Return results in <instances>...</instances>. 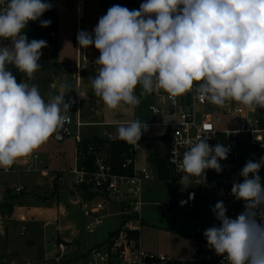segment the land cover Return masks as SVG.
Segmentation results:
<instances>
[{"label":"clouds","instance_id":"1","mask_svg":"<svg viewBox=\"0 0 264 264\" xmlns=\"http://www.w3.org/2000/svg\"><path fill=\"white\" fill-rule=\"evenodd\" d=\"M51 8L46 0H0V38L12 45L0 46V168L5 170L69 121L63 113L74 101H66L61 92L46 102L37 86L17 83L7 70L14 65L31 79L41 68L47 41H29L23 30ZM50 23L40 21L41 27ZM77 42L100 52L95 63L101 67L91 83L109 109L138 105V85L141 96L163 90L175 98L191 91L194 82H200L196 92L201 100L264 109V0H145L138 10L116 4L92 32L79 31ZM147 130L145 121L137 119L117 132L121 140L138 144ZM207 139L184 152L178 164L182 185L192 177L205 182L207 169L223 171L219 161L227 159L230 147L210 146ZM262 166L264 157L248 160L239 173L243 182L232 185L231 194L245 202L244 210L231 218L224 202L217 201L212 211L219 225L203 233L208 246L229 264H264Z\"/></svg>","mask_w":264,"mask_h":264},{"label":"built area","instance_id":"2","mask_svg":"<svg viewBox=\"0 0 264 264\" xmlns=\"http://www.w3.org/2000/svg\"><path fill=\"white\" fill-rule=\"evenodd\" d=\"M84 0L77 1V19L83 15ZM89 64L88 53L80 49L78 44L76 60V90L78 98L81 96L80 73ZM98 64L94 65L97 68ZM200 82H194L191 91L182 96L172 98L163 90L140 95L141 87L137 94L141 97L151 96L155 101L149 105V111L153 115L167 116L162 124L165 127L166 153L161 159L165 160L168 177L163 179L168 190L169 202L167 209L181 210L183 213L197 210L200 204H209L214 208L217 201L222 200L227 208V215L235 218L244 210V201L237 200L231 194L234 182H243L239 175L248 160L259 161L264 157V118L258 115V107L250 109L238 102L229 100L223 106L201 100L196 92ZM69 121L60 128L65 137H70L75 143L73 162L67 169L56 172V180L62 187H70L79 191V197L74 201L84 216L88 218L85 230L94 231L103 220L113 216L120 218L119 233L117 236L106 240L89 249L83 256L77 258L68 257V243L62 240L56 245L54 255L44 257L39 261H16L4 259L2 264H186L184 260H176L168 254L145 248L139 237L143 220V209L146 205L144 195L146 185L158 176L157 165L147 164L138 166L135 151L138 144H131L129 156L124 153L121 164L123 173H117L114 169L110 142L118 140L112 132H104L101 137H95L91 143H85L82 129L96 125H127L132 122H107L96 123L84 121L77 112L75 118L70 116ZM149 125V124H148ZM86 137V136H85ZM208 137L210 146L217 143L230 147L226 160H220L223 171L217 173L213 169H207L206 177L212 176L215 184L213 188V200L207 199L205 194L208 183L198 182V178H190L186 186L180 183V177L184 175L178 167L183 154L200 138ZM102 140V141H101ZM248 152V158L241 160L239 152ZM38 160L37 155L26 158L25 166L31 167ZM176 161V163H173ZM13 169V165L5 170ZM173 174V178L171 177ZM261 184L264 187V166L259 171ZM252 174H249L251 178ZM15 193L25 192L24 186H17ZM175 199L176 207L170 204ZM210 200V201H209ZM183 202V203H181ZM214 225L219 222L213 215ZM5 222L0 219V236L5 234ZM26 226H22V235ZM138 233L134 237L131 233ZM198 249L191 260L206 261L212 264H224L226 258L217 255L211 249L207 241L197 244Z\"/></svg>","mask_w":264,"mask_h":264},{"label":"rangeland","instance_id":"3","mask_svg":"<svg viewBox=\"0 0 264 264\" xmlns=\"http://www.w3.org/2000/svg\"><path fill=\"white\" fill-rule=\"evenodd\" d=\"M77 1L78 0H53L57 16V29L50 34L52 40L47 41V46L41 49L42 56L38 61L41 66L55 60L54 51L58 41L62 60L66 63L73 62V64H75L77 60L76 50L78 48V32L81 30L92 32L94 27L98 24L99 18L107 13V11L102 8L100 0H84L83 15L81 19L78 20L76 14ZM144 2L145 0H110L109 8L119 4L129 10H138L140 5ZM0 46L11 47V41H5L3 38H0ZM80 49L84 48L80 47ZM84 50L88 53L89 64L81 71L79 81L81 90L86 93V84H92V79L98 74L101 66L98 65L97 68H94L96 64L95 61L100 55L99 50H97L94 45ZM14 67L13 65V68ZM7 70L14 72V69L10 67H7ZM15 72L13 74L16 77L17 83L27 79V76L19 70L15 69ZM74 72L75 70L73 68L65 69L62 80L69 89L75 90L76 78ZM138 86L135 90V94L140 98V103L130 107L134 112L132 115L128 114V111H126L123 117L119 119L114 110H109L105 118H100L99 121L96 122H117L139 119L148 123V130L143 132L141 139L138 141L139 147L135 151L137 165L144 166L147 160L153 158L161 159L166 153V145L163 140L165 127H163L162 124L166 121L167 116L164 114L153 115L149 112L148 107L154 101L148 96H139L136 93L138 91ZM86 102L87 100L84 98L81 100V104L83 105H85ZM258 115L264 118V109L258 107ZM119 127V125L88 126L84 127L82 132L87 138L93 136L101 137L104 132H112L114 136L119 137L117 132ZM58 131L59 129L57 132ZM56 133L32 153L39 157L40 162H35L29 169H27L26 166H16L15 164H13V169L8 172L0 168V186H2L4 190L6 189L5 191L13 190L16 186H24L26 192L30 195L27 194L24 198L19 196L18 199L22 198V207L25 209L31 208V211L28 213L25 212V214L31 218L37 219L35 222L31 223L27 231L25 230L26 235L21 236V224L16 226L17 223L12 217V211L2 209L5 203L3 201L0 203V219L5 222L7 228H10V230L12 229L11 231L9 230L8 236V238L11 236L12 240H6L4 236H0V251L11 246L19 252L21 260L24 259V261H39L44 257L51 256L54 251V239L58 237V234L61 239L73 240L74 246L80 247V251H85L96 243L108 240L109 234L117 229L119 230L120 225L124 224V222L122 224L120 223V218L118 216H113L104 219L103 223L94 231L88 232L85 230V224L88 218L84 216L80 207L72 204L71 200L73 198L71 199L68 191L65 188H61L62 186L57 184L56 180L57 186L61 188L58 197L33 203L32 194L34 192L41 193L44 189L43 186H36L35 183L37 178L40 177L43 183L47 181V179L41 177L40 170L37 167L44 164L45 169L51 175L54 174V170L56 169H65L71 164V159L74 156L75 143L73 139L65 137L63 142H59L55 137ZM85 136L84 141L87 143V138ZM249 154L250 153L245 151L239 152L242 161H245ZM206 182L208 185L206 190H204L205 194L207 199L213 200L214 178L212 176H207ZM149 189L145 198L147 204L143 209L141 230L138 231L143 246L154 251L164 252L176 260L193 259L198 249L194 237L204 236V231L214 226L212 206L207 202L206 204H200V208L197 207V210L186 213H183L181 210L175 211L174 209H167L170 197L166 182L154 179L150 182ZM21 194H25V192ZM57 204L66 209V213L61 215L62 219L60 223L63 224V226L60 228H58L56 224L43 226V222L47 220L48 216H51V218L52 216L57 217ZM25 209L22 210L25 211ZM39 209L42 211L41 214L38 213ZM69 229H73L76 232L74 238L70 236ZM29 242L32 246H29ZM224 264H229L227 259Z\"/></svg>","mask_w":264,"mask_h":264},{"label":"crops","instance_id":"4","mask_svg":"<svg viewBox=\"0 0 264 264\" xmlns=\"http://www.w3.org/2000/svg\"><path fill=\"white\" fill-rule=\"evenodd\" d=\"M58 13H59V9H58ZM59 46L60 45H59V41H58L57 44H56V49L54 51V53H55V60L54 61L49 62V63H45L44 65H42L39 70H37L35 73H33V77L31 79H29L28 77H26L27 79H25V81L28 82L30 86L31 85H35V86L38 87V90H39L42 98L46 102H48L53 96H55L57 94H60L62 92V93L65 94V100L66 101L69 100V99L74 101V103H72V105L70 107V111H68L67 113H63V114H65L67 116H70L72 118H75V116L77 115V112H80V115H81V117H82V119L84 121H92V122L99 121L100 118H105L107 116L109 110L110 111L114 110L117 113L116 116L119 119L121 117H123V114L126 111H128V114H130V115H132L134 113L133 110L130 109L131 105H127V104H124V103H121V105L117 109H109V108H107V106L104 104L103 100L100 97L95 95L94 90L92 88V84H90V83L86 84V86H85L86 87V90H85L86 93L83 90H81V96L78 98L76 87H75V90L74 89H69L64 84V82L62 80V77H63L65 69L73 68L75 70L74 75H76V67H75L76 61H75V64H73V62L72 63L64 62L62 60V58H61V55H60ZM76 53H77V50H76ZM10 68L14 69V72H15V69H17L15 67L13 68L12 65L10 66ZM14 72H12V74ZM75 78H76V76H75ZM62 85H63V87H62ZM140 87L141 86H138V89ZM80 89H81V85H80ZM148 97L150 99H152L153 101H155V99L153 97H151V96H148ZM83 98L87 100L85 105L81 104V100ZM148 110H149V107H148ZM134 120H136V119H133V120H130V121H134ZM130 121H121V122H130ZM117 122H120V121H117ZM96 123H107V122H101L100 121V122H96ZM146 124L148 125V123H146ZM119 126H121V125H119ZM164 134H165V131H164ZM55 137H56V139L59 142H63L65 140V136H63L61 134L60 129L55 134ZM93 137H96V136H93ZM93 137H91V138H93ZM117 138L120 140L119 137H117ZM164 138H165V136H164ZM164 138H163V140H164ZM32 155H36V154H31L30 156H32ZM30 156H28V157H30ZM26 158L27 157L19 158V159L16 160V162L14 164L16 166L25 167ZM155 159H160V158H153V159L147 160L146 161V165L147 164L155 165V163H154ZM36 162H40L39 157H38V160ZM72 162H73V157L71 159V164H69L65 169L70 167L72 165ZM34 163H32V164H34ZM26 168L29 169V167H27V166H26ZM37 168H39V170H40L41 177L44 178V179H47V181L43 183V181H41L40 177L37 178V181L35 183L36 186H38V187L43 186L44 189H43V191H41V193L34 192L32 194L33 203H37L40 200L43 201V200H50L51 198H54V197L56 198V197H58L60 189L61 188H65L68 191L71 199L73 198L71 200L72 204L75 205V206H78V205L74 204V201L77 200V198L79 197V191L75 190V189H71L68 186L59 188L57 186L58 182L56 184V181H57L56 180V172L59 171V170H62V169H60V168L58 170L56 169V170H54V174L50 175L49 172L45 169V165L44 164H41ZM158 180L164 181L163 178H160ZM16 187H14L13 190L5 191L6 189L4 190V188L2 186H0V203L2 201L5 203L4 207L2 209H8L9 211H12V213H13L12 217L15 219V222L17 223L16 226L21 224L20 235L21 236H25L26 235V231L28 230V227L31 225V223L35 222V220H37V219L36 218H31V217H29V216H27L25 214V212H27V213L30 212L31 208H26L25 209L24 207L21 206L22 203H23L22 198L27 196V194H29V193H27L26 191H25V194H21L23 192H21L19 194L15 193L14 189ZM149 187H150V182L145 187V191L146 192H145V195H144V199L146 198V194L148 193V190H150ZM19 196H21L22 198L18 199ZM57 203H58V200H57ZM9 206H11V209H9ZM57 208H58L57 217L56 216H52V218H51V216H48L47 220H45L43 222V226H48V225H51V224H56L58 226V228L63 226V224L60 223V221L62 219L61 215L66 213V209L64 207H62V206H58V204H57ZM22 209H25V211H23ZM38 213L41 214L42 211L39 209ZM86 220H85V222H86ZM24 225L26 226V231H25V234L22 235L21 234L22 233V226H24ZM9 230H10V228L6 227L5 234L2 235V237L4 236V238L6 240H8V239L12 240L11 236L8 238ZM69 232H70V236L74 238L76 232L73 229L72 230L69 229ZM62 240H64V239H61L59 237V234H58V237L54 239V251L55 252H56L57 243H60ZM64 241L66 243H68V247H69L68 248V257L69 258L81 257L89 249H91L93 246H96V245L100 244V243H96L93 246H91L90 248H88L87 250L80 251V247L74 246L73 240L65 239ZM29 246H32V244H30V242H29ZM149 250H152V249L149 248ZM54 251H53L52 255L55 254ZM48 255H51V254H48ZM0 258H1V264H2V261L4 259L16 260V261H20V262L24 261V259L21 260L19 252L15 248H13L11 246H8V247H6V248H4V249H2L0 251ZM184 261H186V260H184Z\"/></svg>","mask_w":264,"mask_h":264},{"label":"trees","instance_id":"5","mask_svg":"<svg viewBox=\"0 0 264 264\" xmlns=\"http://www.w3.org/2000/svg\"><path fill=\"white\" fill-rule=\"evenodd\" d=\"M46 2L51 3L52 8L49 11H46L38 20L29 21L27 27L23 30L24 34H26L29 41H31L33 39H36V40L43 39L45 41H48L50 34L57 29V25H56L57 16H56V9H55L53 0H46ZM41 20H50L51 23L48 27H41V25H40ZM3 40H5V39H3ZM10 66L11 65H8L7 67H10ZM94 139H95V137L87 138L86 142L91 143L94 141ZM109 145H110V149L112 152L114 169L117 173H123L124 171L121 168V164L124 160L123 154L126 153V155L129 156V150L131 148V144L127 143L124 140L118 139L116 141L110 142ZM154 163L158 167L159 178H163V179L167 178L169 172L166 168L165 160L164 159H155ZM169 194L172 195V191L170 190V188H169ZM9 209H11V206H9ZM118 233H119L118 229L114 232H111L109 234L108 239H111V238L117 236ZM183 234H185V233H183ZM131 235L136 237V238L138 237L137 232H133V233H131ZM185 235H187V234H185ZM194 239H195L197 244H198V242H201V241H207L204 236L194 237ZM186 264H212V263H208L206 261L187 260Z\"/></svg>","mask_w":264,"mask_h":264},{"label":"water","instance_id":"6","mask_svg":"<svg viewBox=\"0 0 264 264\" xmlns=\"http://www.w3.org/2000/svg\"><path fill=\"white\" fill-rule=\"evenodd\" d=\"M102 8L107 11L110 6V0H100ZM52 37L49 36L48 41H51ZM171 177L173 178V174L171 173ZM170 204L172 207H176V201L175 199H171Z\"/></svg>","mask_w":264,"mask_h":264},{"label":"bare ground","instance_id":"7","mask_svg":"<svg viewBox=\"0 0 264 264\" xmlns=\"http://www.w3.org/2000/svg\"><path fill=\"white\" fill-rule=\"evenodd\" d=\"M82 16H80V18H81Z\"/></svg>","mask_w":264,"mask_h":264}]
</instances>
